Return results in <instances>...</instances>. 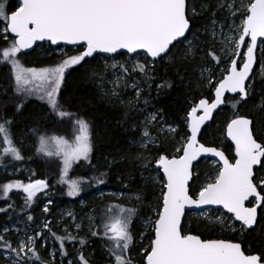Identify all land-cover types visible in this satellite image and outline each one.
Returning a JSON list of instances; mask_svg holds the SVG:
<instances>
[{
    "label": "snow or ice",
    "instance_id": "1",
    "mask_svg": "<svg viewBox=\"0 0 264 264\" xmlns=\"http://www.w3.org/2000/svg\"><path fill=\"white\" fill-rule=\"evenodd\" d=\"M189 0H19L15 10L10 14L6 11V3L0 2V20L5 21V33L11 32L15 39L11 40L8 47L3 49L0 63L11 66L12 76L15 79V92L19 97L31 95L35 89L29 87L34 80H40L45 87L38 98L47 101L49 107L61 119L69 118L75 130V139L71 145L63 138L40 137L38 152L46 156L53 153L48 150L49 141L60 145L63 153L61 170V183H68L69 196H76L81 191V180L65 179L68 169L73 162L83 160L91 163L90 153L93 145L91 141V124L86 119L76 116L60 107L56 96L64 80L65 70L75 65H81L88 57L95 53L127 55L132 61L128 64H112V69H118L116 86L124 81L126 87L136 89V99L141 95L139 87L141 80L151 81L155 79L153 73L163 63H173L177 60V51L183 47L179 59L188 61L197 55L211 57L218 63L221 57L216 55L215 49L205 47V42L192 31V17L196 15L192 10L189 16ZM204 10L207 7L201 5ZM218 8H226L229 13L228 31L224 32V24H220L222 37L220 43L222 55L230 59V66L225 69L228 73L215 87V100L209 103L201 99L198 105H194L188 112L185 121L188 131L181 136L180 143L175 151L182 153L173 158L167 154H160L155 159L156 169L163 172L160 178L162 185L160 190V203L155 207V219L149 217L145 222L146 229L153 235H147L149 244L143 249V264H264V253L246 254L241 242H232L226 239H201L198 235L183 234L182 217L186 208L203 209L204 206H218L223 209L215 218L209 217L201 211L198 215H204L210 222L220 225V230H229L238 233L241 237L251 235L253 232L264 233V142H258L255 137L253 120L243 116H236L227 124V137L235 145V163L230 162L222 151L214 147H206L198 142L197 136L201 131V125L211 118L212 112L218 105L224 102L225 92L237 93L232 97L231 106L235 109L237 104L246 101L251 95L253 85L246 84L252 72L255 60L254 50L258 37H264V0H249L245 5L240 0H220ZM243 9V11H241ZM239 12V15L237 13ZM242 23L237 26L235 19ZM213 26L217 25L215 12H213ZM200 31V30H197ZM208 29H205L207 32ZM213 37L217 36L215 27L211 30ZM250 37V42L246 40ZM35 41H50L52 45L63 42L67 45H79L82 51L64 59L53 68H29L25 69L17 58L22 49H29ZM241 45H246V52H237ZM233 56L243 58L242 66ZM143 57V60L136 58ZM109 66H105L107 71ZM264 69V65H262ZM210 69H202L201 76ZM131 73H138L139 78L135 83L129 84L126 77ZM101 83L105 77L101 72L93 71ZM209 84L211 77L209 76ZM170 86L168 81L158 84V88ZM106 96L108 92L104 93ZM116 96L115 88L111 91ZM25 106V99L15 101V112L20 113ZM202 111L203 115H197ZM157 119V114L150 115L146 124H151ZM12 121L4 119L0 122V137H2L3 155H11L12 159L19 161L23 157L13 145L7 125ZM177 133L175 127L169 126L161 129V132ZM178 134V133H177ZM141 140V147L147 148L155 145L157 138L152 137L145 127ZM67 145L65 148L64 146ZM201 155L217 157L222 164L214 182L209 181L200 187L195 195L189 192V181L192 179L195 165L193 161ZM136 159H145L143 154H138ZM2 160V157H0ZM116 163L115 160L109 165ZM151 160L144 164L149 168ZM260 173L258 176L257 173ZM108 173L101 172L96 178V183H104L103 177ZM23 188L26 193L25 206L30 207L36 193L45 189L44 180H36L27 185L19 182L8 183L0 186L3 195L0 198L7 199L9 191L13 188ZM135 199L140 201L137 194ZM11 207V205H9ZM6 209L0 208V212ZM45 213L49 212L47 206ZM71 215V214H69ZM136 215L135 208H121L118 213L108 209L106 215L101 218V225L105 237L112 242L108 246L109 256L114 264H133L129 256L133 236L130 225ZM28 221L33 217L29 215ZM51 222H45L43 227L51 232ZM79 229L80 225L75 226ZM4 232H8L5 228ZM111 233V235H109ZM98 233L92 232L93 236ZM42 234L37 232L35 236L20 237L14 245L4 235H0V251L7 253L6 260L10 264H53L52 260H45L37 245V240ZM54 240L59 243V255L67 256L65 241H75L76 236L65 230V235L52 234ZM144 234H142V237ZM47 239V237H45ZM83 246L85 241L80 239ZM49 257H55L56 250L48 253ZM77 259L80 264H91L90 260L78 252ZM68 264H75L69 261Z\"/></svg>",
    "mask_w": 264,
    "mask_h": 264
},
{
    "label": "trees",
    "instance_id": "2",
    "mask_svg": "<svg viewBox=\"0 0 264 264\" xmlns=\"http://www.w3.org/2000/svg\"><path fill=\"white\" fill-rule=\"evenodd\" d=\"M15 0H4L6 3V11L11 13L15 10ZM192 4L204 5L207 10L202 7L194 17H192V31L198 32L200 40L204 41V36L199 31L207 25L211 24L213 20V12H215L216 21L220 20L222 15V8H218L219 0H189ZM10 38V35L7 34ZM205 42V41H204ZM10 43L7 40H2L0 37V59H2L3 49L8 47ZM41 45L35 47L29 54L18 53L17 57L22 60L25 66H32L36 68L53 66L59 61L52 58L49 59H35L36 50ZM70 52V49H67ZM76 54L79 50L76 49ZM71 53V52H70ZM182 54L181 49L177 51V60L173 63H163L158 66L157 72L153 73L155 79L152 80V86L149 91L145 92L147 95H154L158 99L159 106L162 108L166 117L173 120H178L180 116H186V106H193L201 99H212V87H205L197 76L198 70L202 67L204 57L197 55L194 59L188 61H181L179 59ZM69 56H72L69 54ZM122 57L123 55H118ZM37 57V56H36ZM61 63V62H60ZM97 57L90 60H85L81 65H75L66 70L64 80L57 96V102L60 107L76 116L82 117L91 124V141L93 145L90 153L91 163H75L67 172L68 181L81 180V191L78 197L87 198L88 195L94 191L101 190L105 185H111L115 190L123 189L125 192L139 194L141 196V204L135 208L136 215L132 219L130 231L133 236V243L130 246L129 256H136L143 250L147 235H153L147 232L142 239H139L141 230L136 223V217H146L151 214V206L156 202L160 203L158 190L161 187H153L151 184L139 176L141 161L136 159L137 151L132 146V140L135 138V132L131 131V119H128L122 108H116L109 105V101L101 92L95 87L92 81L93 71L98 70ZM257 66V62H256ZM256 66L252 74L253 80ZM222 68V66L220 65ZM168 81V87L158 88L157 85ZM251 95L246 101L237 104L234 109L231 106L232 100L228 98L226 105L218 111L213 117L211 123L206 126L201 135L200 142L205 146L221 148L228 159H232V147L225 140V127L236 116H243L253 120L255 128V137L258 142H264V87L262 83L256 78L251 83ZM15 80L10 73L9 65L0 63V122L4 119L11 120L12 123L7 125L9 135L13 141V145L19 150L22 155L20 160L22 168L33 173L39 179H42L46 184H51L55 178L60 174L56 166L46 165V160L37 156L38 142L40 137H59L65 140H70L73 136L72 121L69 118L61 119L55 115L52 109L45 102L33 98L31 96L19 97L15 92ZM27 98V99H26ZM25 99V106L20 113L15 112V101ZM258 110L254 108L258 106ZM179 130L183 133L187 132L186 126L179 122ZM1 138V137H0ZM170 143L162 142L158 148L153 149V154H167L171 147ZM115 160L116 163L106 165L104 160ZM94 166L95 168L92 169ZM202 161L195 165L193 172V186L196 185L198 178H201V171H203ZM92 169V170H91ZM101 172L108 174L103 177L104 183H96V178L100 176ZM259 176L260 173L258 172ZM1 186V183H0ZM192 186V187H193ZM190 194H194V189L189 187ZM66 193V191L64 192ZM0 190V196H2ZM63 196V194H62ZM67 196V195H65ZM9 198H0V208L11 210L15 204H11V199L15 194L10 192ZM52 196V198H54ZM157 197V198H156ZM105 199V200H104ZM103 200L93 198L88 200L85 204L84 210L87 212L95 208V217L97 224L101 221L100 215L104 212L105 205L107 206L111 200L109 197H104ZM110 199V200H109ZM118 205L126 204L124 198L116 201ZM132 207L131 204H126ZM6 215L5 212H0V219ZM183 234L198 235L201 239H226L232 242H241L242 248L246 254H260L264 253V233L253 232L251 235L243 237L236 233H227L220 230V225L208 223L200 219H185L183 222ZM98 234L96 236L86 234L84 236L77 235L75 242L80 243V239L85 241L82 247L83 254L90 260L91 264H114L113 260L105 259L103 256L101 245L99 241H104L102 232L98 226L92 228ZM140 242V243H139ZM55 243V240H54ZM105 243V242H104ZM57 245V244H56ZM107 245V244H105ZM58 251V249H56ZM139 264H143L142 260Z\"/></svg>",
    "mask_w": 264,
    "mask_h": 264
},
{
    "label": "rangeland",
    "instance_id": "3",
    "mask_svg": "<svg viewBox=\"0 0 264 264\" xmlns=\"http://www.w3.org/2000/svg\"><path fill=\"white\" fill-rule=\"evenodd\" d=\"M0 2H4V0H0ZM228 2H231V0H228ZM249 2V0H243V3L246 5ZM18 1H14V8L18 5ZM220 3V0H219ZM240 0H237V7H239ZM189 14H192V10L196 7L198 10L201 8V5L192 4L189 2ZM197 9L195 10V13H197ZM222 15L220 16V20L217 21V25L213 26L212 22L211 24L207 25L206 27L202 28L199 32L201 35L204 36L205 41V47L211 49H215L216 55L221 57L222 62H217L215 60H211V57H204L203 65L198 70L197 76L199 80L204 84L205 87H212L211 92L215 89V87L218 85L219 81H221L222 77L227 74L225 71L226 68L230 66V59L226 55H222L221 49L224 47L219 41L222 38L219 33L221 32V28L219 27L220 24H224L225 28L223 29L224 32H227V24L230 22L228 17L229 13L226 10V8H222ZM243 11V9H241ZM9 14V13H8ZM239 15V12L237 13ZM233 19H235L233 17ZM242 23L240 19H235V24L239 26ZM4 24L5 21L0 20V37L2 40H7L8 43H11L12 37H7L8 33H5L4 30ZM215 27V31L217 32V36L213 37L211 34V30ZM208 29L207 32H205V29ZM198 33V32H197ZM41 46L36 50L35 59H49L52 58L55 61H59V63L51 66H45L40 68H53L60 64L64 59L70 57L71 55H76V52L78 49L79 51H82L80 47L76 48H69L64 46H59L56 48L50 47L48 44L43 43L40 44ZM233 50L237 51L235 49L234 45H230ZM246 45H244L242 52L246 49ZM70 49V52L69 50ZM181 52H183V47L180 48ZM76 51V52H75ZM37 56V57H36ZM233 56L232 58H234ZM18 58V57H17ZM20 61V64L23 68L29 69V68H36L32 66H25L22 63V60L18 58ZM138 60H143V57L136 58ZM243 58L240 57L239 64L242 65ZM98 61V70L96 72H101L104 74V81L101 83L100 79L97 76L92 75V81L95 85V87L101 92V95L105 96L106 99L109 101V105L116 107V108H122L124 115L128 118L133 120L132 124L130 125L131 131L135 132V138L131 141L132 146L135 147L138 154H143L144 157H147L148 159H140L141 166L139 171V176L141 179L149 182L151 186L157 188L162 187L160 183V178H162L160 171L157 170L154 167L155 159L158 158V155L153 154V149L158 148L160 146V143H170L169 147H171V150L169 151V158H172L174 156H178L181 153H177L175 151L176 147L182 143L181 136L183 135V132L179 130V122H182L184 126L187 128V124L185 121L187 120L188 112H190L191 108L193 106H186V116H180L178 120H173L169 117H166L164 114L162 108L159 106L158 99L156 98V93L154 95H147L145 92L149 91V89L152 86V80L151 81H143L141 80V83L139 85L141 89V95L139 99H136V89L132 87H126L124 81L119 82V86H116L115 82L117 79V75L119 74L118 69H112L110 66L114 63L116 64H128L129 67L131 66L132 61L127 55L120 56H113L110 57L108 55H100L97 56ZM109 66L107 71H105V66ZM222 66V68L220 67ZM262 65H264V41H260L257 46V66L256 71L253 80H250L249 83H252L253 81L258 78V80L262 83V86L264 87V69H262ZM209 68V72L203 73V78L201 76L202 69L203 68ZM36 68V69H40ZM10 73L11 72V66L9 65ZM67 70V69H66ZM65 70V72H66ZM209 76L211 77V84H209ZM139 78L138 73H131L127 79L128 83H135V81ZM15 80V79H14ZM63 84V82H62ZM61 84V86H62ZM16 87V85H15ZM29 87L35 89L31 95L24 96L28 98V96H31L33 98L41 100L39 95L42 94V90L45 87V85L40 80H34ZM115 88V91L117 93L116 96L111 95V91ZM108 92L109 95H105L104 93ZM59 93V91H58ZM57 93V96H58ZM56 96V98H57ZM26 98V99H27ZM45 102L47 101L41 100ZM261 104L256 106L254 109L258 110ZM157 114V119L153 121L151 124H146L147 118L152 115ZM169 126L175 127L177 129V133H169L167 131L161 132V129H167ZM145 127L148 128L150 135L152 137L157 138V143L155 145H149L146 149L141 147V140H142V134L145 129ZM73 136L70 140L67 141L68 145H71L74 142L75 139V130L72 126L71 128ZM59 138V137H57ZM2 137L0 138V157H2V160H0V183L1 186L8 184V183H15L19 182L21 185H27L29 183H33L36 180H42L37 178L28 170H24L22 168L21 162L16 161L12 159L11 155H3V148L6 147V145H3L2 143ZM40 147V141L38 142V148ZM65 148L67 145L64 146ZM47 148L49 151L53 153L51 156L44 155L43 152L37 151V156L41 159L46 160V165H51V163H54L53 166H56L57 169H59L60 174L58 175L57 179L52 181L51 184H47V187L39 192L36 193V196L33 198V202L31 203L30 207L25 206V196L26 193L23 191V188H16L13 187L10 191L15 194V197L11 199V204H15V207H10L11 210L8 211L6 209V215L3 217V219H0V235L6 236L8 240H10L14 245L17 243L18 239L20 237H25L27 235H33L35 236L37 232H40L42 235L37 240V245H43V247L39 248V251L41 255L44 257L45 260H52L53 264H68V262L74 261L75 264H80L79 260L77 259L78 252L82 251V247L80 243H77L75 241H65V250L67 252V256L61 257L59 255V243L55 241L52 236L53 233L56 235L64 236L65 230H67L68 233H71L74 236L81 235L84 236L86 234L92 235V228L95 226H98L100 228V231L102 232V236L104 238V241L100 240L99 244L101 245L103 256L105 259H111L108 253V246L112 244L110 240H108L104 235V229L101 223L99 222L97 224V218L95 217V208L90 209L89 211H85L84 207L88 200L91 201L93 198H98L100 201L104 199V197L111 198L110 202L107 206L105 205L104 212L100 215V218L106 215V212L108 209H112L113 212L118 213L121 208L128 209V208H137L141 204V200L138 201L135 199V196L137 194L134 193H128L125 192L123 189L121 190H115L114 187L111 185H105L101 190L94 191L92 194L88 195L87 198H82L76 196H69V185L68 183H61V170L63 168L62 164V158L63 153L61 152L60 155H57L56 153L60 151L61 146L57 145L54 141H49L47 144ZM148 160H151V165L149 168H145L144 164L148 162ZM111 160L107 159L104 160V163L106 165H109V162ZM78 162L85 161L80 160L73 162L72 165ZM203 163V171H201V178H198L197 183L195 186L193 184L190 185L191 188L194 189L195 195L200 187H202L205 183L209 181H213L215 179V176L218 173V170L220 168V165L214 161L210 160H202ZM92 167V165H91ZM95 167L93 166L92 169ZM91 169V170H92ZM96 169V168H95ZM196 176H194L195 178ZM67 179V175L65 177ZM193 186V187H192ZM160 190H158V196L160 198ZM66 191V193H64ZM8 193V195H9ZM63 194V196H62ZM52 198V196H54ZM67 195V196H65ZM9 198V197H8ZM124 198L126 201V204H131L132 207L123 204L118 205L116 201L118 199ZM157 198V197H156ZM105 200V199H104ZM160 200V199H159ZM158 205V203H154L151 206V214L146 217L137 216L136 217V223L139 225L141 230V234L139 236V239H142L147 232H150L149 229H146L145 222L149 217H152L155 219V207ZM47 206L49 208V212L45 213L43 211L44 207ZM204 213H206L209 217L215 218L220 213H222L221 210H214V209H208L204 210ZM200 212H191L187 213L185 219H200L204 220L208 223L210 222L209 219H206L204 215H198ZM71 214V215H69ZM31 215L33 217L32 221H28L27 217ZM134 218V217H133ZM184 219V220H185ZM45 222H51L50 228L51 232H48L44 229L43 225ZM79 224L80 227L77 229L75 226ZM215 224V223H214ZM219 225V224H217ZM7 228L8 232H4V229ZM227 233H234L229 230H224ZM131 232V231H130ZM142 234L144 236L142 237ZM238 234V233H236ZM111 235V233H109ZM239 235V234H238ZM240 236V235H239ZM47 237V239H45ZM105 242V243H104ZM140 243V242H139ZM148 241L146 240L143 242L144 247H147ZM57 244V245H56ZM107 244V245H105ZM143 247V249H144ZM53 250H56L55 257H49L48 253L52 252ZM130 251V250H129ZM143 250L136 256H131L130 258L133 261V264H139V262L142 260L143 262ZM7 253H4L3 251H0V264H10V260H6L5 257L7 256ZM114 263V260H113Z\"/></svg>",
    "mask_w": 264,
    "mask_h": 264
},
{
    "label": "water",
    "instance_id": "4",
    "mask_svg": "<svg viewBox=\"0 0 264 264\" xmlns=\"http://www.w3.org/2000/svg\"><path fill=\"white\" fill-rule=\"evenodd\" d=\"M17 1L19 2V0H17ZM9 14H10V13H9ZM8 34H9L13 39H15L14 34H12L11 32H8ZM246 40L250 42V37H246ZM260 41H264V37H258V39H257L256 48H255V50H254V57H255V60H254V63H253L252 72L250 73L249 80L246 81V84H248V83L250 82V80H251V78H252L253 71H254L255 66H256V62H257V46H258V43H259ZM43 43L48 44V45H49L50 47H52V48H56V47H59V46H64V47H69V48H76V47H79V45H77V46L67 45V44H64L63 42H60V43L57 44V45H52L50 41H35L34 44H33V46H32L31 48H29V49H22V50H21V53H23V54H25V55H26V54H29L30 52H32V50H33L35 47H37L39 44H43ZM243 47H244V45H241V47H240L239 49H237V52H242ZM246 51H247V48L244 50V52H246ZM99 55H105V54H103V53H95V54L93 55V57H88V58H86L85 60H90V59H92V58H94V57H97V56H99ZM106 55H108V56H110V57H113V56H118L119 54H106ZM234 59H236V60L239 62V60H240V56H235ZM241 66H242V65H241ZM227 74H228V73H227ZM227 74H226V75H227ZM224 76H225V75H224ZM217 86H218V85H217ZM223 96H224V102L221 103L220 105H218L217 108L213 110L211 118H209L208 120H206V121L201 125V131H200V133H199L198 136H197L198 142H199L200 144H202V143L200 142V135H201L203 129L211 123V121H212L213 117L215 116V114H216L218 111H220V110L226 105V100H227L228 98H232V97H237V98H238V94H237V93H231V92H225V93L223 94ZM204 100H207V99H204ZM214 100H215V89H214L213 92H212V99H211L210 101H209V100H207V101H208L209 103H212ZM198 104H199V101L196 103V105H198ZM190 111H191V110H190ZM197 115H203V112H202V111H198ZM187 119H188V115H187ZM226 129H227V125H226V128H225V139H226V141L231 145V147H232V149H233V159H234V157H235V145H234V143L231 141V139H229V138L227 137ZM187 131H188V129H187ZM203 145H204V144H203ZM204 146H205V145H204ZM206 147H210V146H206ZM214 148H216V147H214ZM216 149H217L218 151H222L220 148H216ZM222 152H223V151H222ZM223 153H224V152H223ZM181 154H182V153H181ZM224 155H225V153H224ZM225 157L228 159V157H227L226 155H225ZM172 158H173V157H172ZM202 160H210V161H214V162L218 163V164L220 165V167H222V164L218 162V158H217V157L206 156V155H201V156H199V157L197 158V160L193 161V164L196 165L198 162H200V161H202ZM229 160H230V159H229ZM230 162H231V161H230ZM232 163H235V159L233 160ZM154 167L156 168V165H155V164H154ZM160 174H161V176L163 177V172H162V171H160ZM193 176H194V174H193ZM193 176H192V179H190V181H189V187H190V185H191V183H192ZM208 209L221 210V211L223 212V209H220L218 206H214V205H213V206H204L203 209H197V208H186V209H185V215L182 217V226H183V222H184V219H185L187 213H191V212H201V211L208 210ZM191 235H192V234H191Z\"/></svg>",
    "mask_w": 264,
    "mask_h": 264
},
{
    "label": "flooded vegetation",
    "instance_id": "5",
    "mask_svg": "<svg viewBox=\"0 0 264 264\" xmlns=\"http://www.w3.org/2000/svg\"><path fill=\"white\" fill-rule=\"evenodd\" d=\"M225 140H226V139H225ZM233 160H234V159H233V149H232V159H231L230 161L233 162Z\"/></svg>",
    "mask_w": 264,
    "mask_h": 264
},
{
    "label": "bare ground",
    "instance_id": "6",
    "mask_svg": "<svg viewBox=\"0 0 264 264\" xmlns=\"http://www.w3.org/2000/svg\"><path fill=\"white\" fill-rule=\"evenodd\" d=\"M234 59V58H233ZM226 128V127H225ZM221 149V148H220ZM222 150V149H221ZM223 151V150H222Z\"/></svg>",
    "mask_w": 264,
    "mask_h": 264
}]
</instances>
